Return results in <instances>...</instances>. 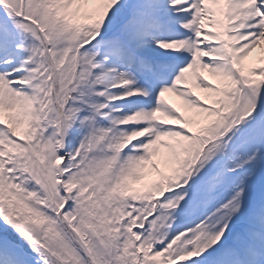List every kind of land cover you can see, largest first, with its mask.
<instances>
[{
    "label": "snow or ice",
    "instance_id": "obj_1",
    "mask_svg": "<svg viewBox=\"0 0 264 264\" xmlns=\"http://www.w3.org/2000/svg\"><path fill=\"white\" fill-rule=\"evenodd\" d=\"M0 264H264V0H0Z\"/></svg>",
    "mask_w": 264,
    "mask_h": 264
}]
</instances>
